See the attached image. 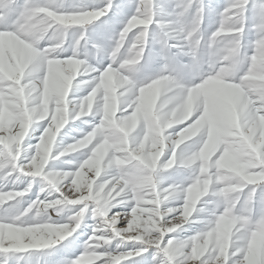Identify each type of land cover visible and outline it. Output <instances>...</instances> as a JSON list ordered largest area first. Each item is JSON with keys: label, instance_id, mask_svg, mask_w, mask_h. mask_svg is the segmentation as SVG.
Returning a JSON list of instances; mask_svg holds the SVG:
<instances>
[{"label": "clouds", "instance_id": "1", "mask_svg": "<svg viewBox=\"0 0 264 264\" xmlns=\"http://www.w3.org/2000/svg\"><path fill=\"white\" fill-rule=\"evenodd\" d=\"M0 264H264V0H0Z\"/></svg>", "mask_w": 264, "mask_h": 264}]
</instances>
